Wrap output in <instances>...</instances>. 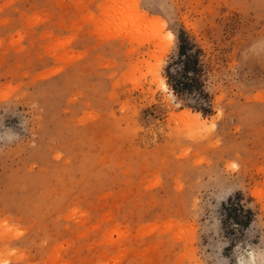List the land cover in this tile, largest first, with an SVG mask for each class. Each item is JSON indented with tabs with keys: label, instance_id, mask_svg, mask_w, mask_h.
I'll list each match as a JSON object with an SVG mask.
<instances>
[{
	"label": "rangeland",
	"instance_id": "rangeland-1",
	"mask_svg": "<svg viewBox=\"0 0 264 264\" xmlns=\"http://www.w3.org/2000/svg\"><path fill=\"white\" fill-rule=\"evenodd\" d=\"M183 29L208 116L167 84ZM258 40L264 0H0V264H264Z\"/></svg>",
	"mask_w": 264,
	"mask_h": 264
},
{
	"label": "trees",
	"instance_id": "trees-1",
	"mask_svg": "<svg viewBox=\"0 0 264 264\" xmlns=\"http://www.w3.org/2000/svg\"><path fill=\"white\" fill-rule=\"evenodd\" d=\"M206 61L202 47L184 29L178 34V54L165 68V77L171 90L178 96H193L198 103L197 111L204 116L213 113L211 95L206 91ZM238 196H240L238 194ZM237 196V197H238ZM233 202V198H229ZM240 200V198H238ZM232 203L229 216L236 225L247 227L253 218V211L239 203ZM238 211L247 213L245 219ZM234 217V218H233Z\"/></svg>",
	"mask_w": 264,
	"mask_h": 264
},
{
	"label": "clouds",
	"instance_id": "clouds-1",
	"mask_svg": "<svg viewBox=\"0 0 264 264\" xmlns=\"http://www.w3.org/2000/svg\"><path fill=\"white\" fill-rule=\"evenodd\" d=\"M250 51L255 50L254 54L264 56V40H258L250 46ZM259 256L264 259V247L260 248Z\"/></svg>",
	"mask_w": 264,
	"mask_h": 264
},
{
	"label": "bare ground",
	"instance_id": "bare-ground-1",
	"mask_svg": "<svg viewBox=\"0 0 264 264\" xmlns=\"http://www.w3.org/2000/svg\"><path fill=\"white\" fill-rule=\"evenodd\" d=\"M137 16H139L138 19H140V20L146 18V14L145 13H137ZM165 86H167L166 82H165ZM242 264H253V263L251 261L244 260V261H242Z\"/></svg>",
	"mask_w": 264,
	"mask_h": 264
}]
</instances>
